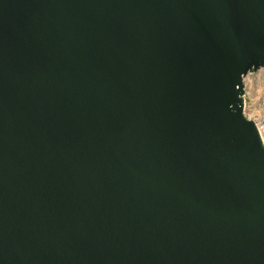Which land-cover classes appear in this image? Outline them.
I'll use <instances>...</instances> for the list:
<instances>
[{
  "label": "water",
  "instance_id": "water-1",
  "mask_svg": "<svg viewBox=\"0 0 264 264\" xmlns=\"http://www.w3.org/2000/svg\"><path fill=\"white\" fill-rule=\"evenodd\" d=\"M262 67L264 0H0V264H264Z\"/></svg>",
  "mask_w": 264,
  "mask_h": 264
},
{
  "label": "rangeland",
  "instance_id": "rangeland-1",
  "mask_svg": "<svg viewBox=\"0 0 264 264\" xmlns=\"http://www.w3.org/2000/svg\"><path fill=\"white\" fill-rule=\"evenodd\" d=\"M243 84L246 109L260 111L264 98V67L248 73L243 79Z\"/></svg>",
  "mask_w": 264,
  "mask_h": 264
},
{
  "label": "built area",
  "instance_id": "built-area-1",
  "mask_svg": "<svg viewBox=\"0 0 264 264\" xmlns=\"http://www.w3.org/2000/svg\"><path fill=\"white\" fill-rule=\"evenodd\" d=\"M260 106H261L260 111H255V110L249 111L248 109H246L245 100L243 99L244 114L254 121L258 133L260 135V138L264 144V98L261 101Z\"/></svg>",
  "mask_w": 264,
  "mask_h": 264
}]
</instances>
